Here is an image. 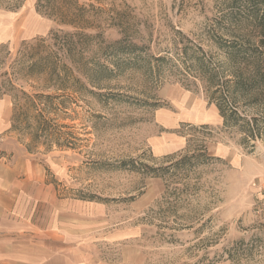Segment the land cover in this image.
Listing matches in <instances>:
<instances>
[{
  "label": "rangeland",
  "instance_id": "374dc122",
  "mask_svg": "<svg viewBox=\"0 0 264 264\" xmlns=\"http://www.w3.org/2000/svg\"><path fill=\"white\" fill-rule=\"evenodd\" d=\"M254 1L261 12L264 0H54L83 12L79 29L38 0H0V98L11 121L20 112L29 124L12 130L11 153L40 164L60 198L104 208L106 231L122 233L101 244L107 264H264V85L248 96L229 89L236 124L225 125L216 107L236 68L216 42H257ZM63 34L73 52L58 59L51 52ZM115 42L124 52L135 45L153 71L115 69L110 60L128 57L111 59ZM37 53L51 64L30 76ZM193 56L212 81L190 67ZM58 63L61 77V65L69 72L63 88L51 76ZM94 65L113 74L95 78ZM185 154L203 156L185 177H152L142 166L164 168Z\"/></svg>",
  "mask_w": 264,
  "mask_h": 264
},
{
  "label": "crops",
  "instance_id": "0c3cea01",
  "mask_svg": "<svg viewBox=\"0 0 264 264\" xmlns=\"http://www.w3.org/2000/svg\"><path fill=\"white\" fill-rule=\"evenodd\" d=\"M9 102L0 98V264H107L101 244L119 241L120 228L106 231L102 206L60 198L40 164L11 153Z\"/></svg>",
  "mask_w": 264,
  "mask_h": 264
},
{
  "label": "trees",
  "instance_id": "16d2710c",
  "mask_svg": "<svg viewBox=\"0 0 264 264\" xmlns=\"http://www.w3.org/2000/svg\"><path fill=\"white\" fill-rule=\"evenodd\" d=\"M54 0H38V3H44V5L37 4L39 8H42L46 10V14L50 17H57L60 21L59 23L63 25L72 26L74 28L83 29V17L84 14L81 11H77L73 13L70 6L67 2H63L62 4H53ZM74 4H77V0H73ZM263 3L264 2H258ZM258 4L256 1L252 3L253 12L251 15V19L254 22V29L257 36V42L252 43L250 41H246L245 44L243 43H237L235 41H231L230 43L220 41L216 42L218 48L224 50L226 55L227 63H231L235 65L236 68H234L232 72V80H227L224 82L225 85V91L226 94L220 96V102L222 104H216V107L219 112V116L223 119L225 125L230 124H236L241 118L236 113V108L234 105L230 102H236V97L232 95V92L229 91H238L240 92L241 96H248L250 92H254L256 89H258L259 86L264 85V6L263 10L260 12L258 9ZM178 35H181L178 33ZM232 35V34H231ZM234 37V36H233ZM71 35L69 34H63L62 43L60 44V49L57 50V52H51L52 55H55V58L61 59V57L69 58L72 55L73 48L71 47ZM121 42H115L113 43L109 48H106L107 50H110L111 59H114L113 57L118 55L120 53L127 55L126 59H120L116 58L118 60H110L111 65L115 69H120L121 67H126L128 69H144L145 71H153V68H151L150 59H148V56H141L139 53H136V46L135 45H129L128 52H124L123 49H121ZM185 57L188 60H191L186 54H184ZM38 57V59H36ZM192 61L190 62V67L196 68L200 73H203L204 75H207V77H211L210 81H212V74L211 71H208L206 66L204 65L203 61H201L197 57H191ZM164 58H153L154 62L158 65L156 66V69H159L162 67L161 63L164 61ZM50 59H47V57H43L41 55L35 54L32 58V62L29 66V72L30 76H33L34 74H40L43 73L44 70H42V64H51L49 62ZM52 61V60H51ZM59 61V60H58ZM52 66V80L58 81L60 83V87L63 88V84L66 81V77L68 76L69 72L66 69L64 65L62 66V69L64 70L65 77H61L60 73L58 72L60 66L59 63ZM90 72H92L94 75L93 77L98 78L101 77L104 79H109L110 76L113 74L112 70H110L106 66H100V65H94L92 68L89 69ZM34 73V74H33ZM65 78V79H64ZM210 85L213 88H218L219 84H215V82L210 83ZM221 93V88H218L216 91L212 93V95ZM28 102H26L25 107H32L33 102L26 96V94H22ZM40 117V116H39ZM38 117V118H39ZM21 119H23L21 121ZM21 122L24 123V128H14L12 126V130H20L25 131L26 129H29L28 124V118L27 115H21L20 112L15 113L12 116V123L15 122ZM43 132V130H38L36 128L32 134V138L34 141L38 140L39 133ZM47 135V130L44 131ZM203 156L201 155H188L185 154L179 160H175L172 164H170L167 167L164 168H151L142 165L145 167L146 172L150 173L152 177H165L166 174L169 172L172 173L174 176H180L185 177V173H188L191 171L192 168L198 165L200 163V159ZM130 163V162H128ZM132 163V162H131ZM122 166H126V162H122Z\"/></svg>",
  "mask_w": 264,
  "mask_h": 264
}]
</instances>
